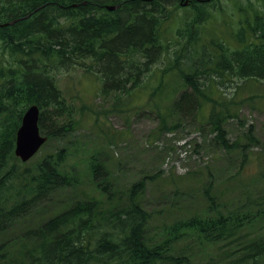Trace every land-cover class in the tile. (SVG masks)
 Wrapping results in <instances>:
<instances>
[{
    "label": "trees",
    "instance_id": "trees-1",
    "mask_svg": "<svg viewBox=\"0 0 264 264\" xmlns=\"http://www.w3.org/2000/svg\"><path fill=\"white\" fill-rule=\"evenodd\" d=\"M181 1L179 6L193 8L192 16L172 26L173 21L162 20L171 15L161 0H0V21L17 19L0 27V36L9 53L18 57L13 62L0 59V232L19 216L29 215L31 207L45 200L53 188L73 185L77 180L75 172L60 168L69 152L65 145L55 156L31 167L19 164L13 152L16 128L29 104L42 108L38 121L42 129L51 127L45 124V112L68 110L76 119L75 104L61 93L50 72L54 62L70 69L87 64L89 72L101 73L111 87L131 94L130 90L139 86L142 65L155 62L162 53L176 55L186 49L187 54L177 55L176 64H183L187 56L194 60L192 70L183 77V85H188L191 93H179L172 106L191 110L193 115L208 103L210 82L264 79V19L227 21L231 31L222 34L231 36L232 41L215 40L218 35H211L203 42L206 34L201 36L195 29L208 17L201 5L206 0H188L186 5ZM106 4L118 6L110 14ZM166 22L172 30L179 27L180 35L176 39L174 35L172 41ZM245 31L250 40L242 36ZM169 87L176 90L175 81L160 82L154 91ZM103 90L100 86L99 93ZM16 106L21 107L18 116L11 113ZM89 109L87 104L86 111ZM74 122L59 125L55 132L45 131L47 139L61 135L70 144ZM206 123L224 147H231L225 121L216 111ZM103 133L114 141L120 132L102 127ZM103 167L102 155L94 151L87 175L105 196L104 206L94 200L75 201L27 229L16 248L0 253V264H189V257H175L171 252L172 245L189 234L208 242L238 240L234 243L237 253L224 256L221 264H264V233H254L264 223V195L245 204V213L227 210L224 214L223 206L214 205L209 210L212 215L171 220L156 238L149 230L152 227L156 233L157 227L149 226L151 217L143 205L147 182L153 177L144 176L123 190H110L112 176L103 177Z\"/></svg>",
    "mask_w": 264,
    "mask_h": 264
},
{
    "label": "rangeland",
    "instance_id": "rangeland-1",
    "mask_svg": "<svg viewBox=\"0 0 264 264\" xmlns=\"http://www.w3.org/2000/svg\"><path fill=\"white\" fill-rule=\"evenodd\" d=\"M161 1L171 15L162 20L173 21L172 26L192 16L193 8L179 6V0ZM151 5L157 8V5ZM201 5L208 11V17L204 24H197L195 32L201 36L208 33L203 42H207L211 35L222 38L224 32L226 36V31H231L227 21H233L236 16L241 21H252L253 17L257 21L264 19V0H206ZM105 10L110 14L113 11ZM164 27L169 29L167 35L172 41L175 34L170 23L166 22ZM243 35L247 40L251 39L248 31ZM178 36L176 34L174 39ZM224 38L230 39L231 36ZM170 47L175 49L176 46ZM163 57L164 53L155 62L161 61ZM17 58L9 53L0 36V59L13 62ZM194 59L197 57L194 56ZM86 61L91 63L89 59ZM53 64L51 74L57 80L62 94L77 109L75 129L69 135L71 146H68L65 166H60L61 169L67 167L75 172L77 181L73 186L53 188L45 200L31 207L29 215L24 218L19 216L8 229L0 232V253L16 248L19 244L17 241H22L27 229L69 208L77 200L95 198L105 205V196L87 175L89 160L84 154L94 150L102 155L105 162L102 176H112L109 180L113 183L110 190H123L144 176L153 177L147 182L143 203L151 217L150 227L154 224L156 227L164 226L172 219L212 215L209 210L214 205L223 206L220 209L224 214L227 210L237 214L245 213V204L253 203L264 195V79L248 81L235 78L219 86L224 97L235 98V101L229 102L234 115L226 120L224 127L227 142L231 145L226 148L206 123L208 105H203L194 115L191 110L173 108L172 103L179 93L185 90L191 93L190 87L177 86L176 90L171 88L166 93L165 99L161 96L165 111L170 115L171 130L158 135L156 130L159 119L147 100L148 95L156 92L153 83L148 84L140 77L139 86H134L130 90L131 94L110 85H102L103 93H99L98 86L102 82L99 79L100 73L87 74L79 68L70 69L71 66L67 68L57 66L55 62ZM160 65L153 64L152 68ZM179 65H182V61ZM150 72L144 77L146 80ZM128 99L131 101L126 107L117 104ZM87 104H90V109L86 111ZM20 109V106L12 107L11 113L18 116ZM56 114L61 116L55 117ZM44 118L46 126L51 127L41 129L43 133L55 132L54 129L59 125H67L75 120L68 110L61 112L58 109L45 112ZM102 127L120 133L111 141L105 133L100 134ZM65 143L66 138L61 135L52 136L40 145L35 155L19 164L31 167L43 158L55 156ZM159 170L164 172L162 176ZM156 172L158 174L155 177ZM247 230L252 232L249 228ZM149 232L156 235L152 227ZM254 233H264V223ZM237 241L225 239L208 242L189 234L174 243L171 252L173 255H186L189 264H221L224 256L237 253L238 248L234 244Z\"/></svg>",
    "mask_w": 264,
    "mask_h": 264
},
{
    "label": "water",
    "instance_id": "water-1",
    "mask_svg": "<svg viewBox=\"0 0 264 264\" xmlns=\"http://www.w3.org/2000/svg\"><path fill=\"white\" fill-rule=\"evenodd\" d=\"M38 114L37 105H30L24 111L20 125L16 130L14 152L23 161L31 157L46 139L38 127Z\"/></svg>",
    "mask_w": 264,
    "mask_h": 264
},
{
    "label": "bare ground",
    "instance_id": "bare-ground-1",
    "mask_svg": "<svg viewBox=\"0 0 264 264\" xmlns=\"http://www.w3.org/2000/svg\"><path fill=\"white\" fill-rule=\"evenodd\" d=\"M168 1V0H167ZM188 3V0H184L183 2L181 1V4H183V5H186ZM117 6L118 5H113V4H106L105 5V7L107 8V10H114V9H116L117 8ZM20 18H22V17H20ZM17 19H15V20H12V21H9V22H7V23H9V24H12V23H14L15 21H16ZM6 23V24H7ZM30 105V104H29ZM27 107V106H26ZM25 110V109H24ZM39 115H40V113L38 114V119H37V123H38V121H39ZM39 125V124H38ZM40 149V148H39ZM33 155H35V154H33ZM32 155V156H33ZM29 160V159H28Z\"/></svg>",
    "mask_w": 264,
    "mask_h": 264
}]
</instances>
